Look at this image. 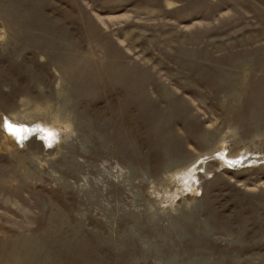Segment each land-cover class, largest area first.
I'll list each match as a JSON object with an SVG mask.
<instances>
[{"label":"rangeland","instance_id":"obj_1","mask_svg":"<svg viewBox=\"0 0 264 264\" xmlns=\"http://www.w3.org/2000/svg\"><path fill=\"white\" fill-rule=\"evenodd\" d=\"M0 264H264V0H0Z\"/></svg>","mask_w":264,"mask_h":264},{"label":"bare ground","instance_id":"obj_2","mask_svg":"<svg viewBox=\"0 0 264 264\" xmlns=\"http://www.w3.org/2000/svg\"><path fill=\"white\" fill-rule=\"evenodd\" d=\"M5 121H7L8 124H11L13 126L12 127V130H9L7 124H5ZM5 121H4V131L6 132V134L8 135V137H10L14 142H16V144H21V142H24L28 138L34 137L36 135H38V136H44V134H45L46 136H48V134L46 132H49V130L46 131V130H44V128H40L38 126H33V125H28V124L17 123V122H14L13 120H10L9 118H6ZM16 124H20V125H16ZM9 131H10V134H9ZM218 160H219V162L221 164H226L228 166L237 167V166L240 165V164H237L239 162L233 163L232 160L229 161V160L225 159L223 157V155L221 157H219ZM174 176L176 178V175H174ZM176 180H177V178H176Z\"/></svg>","mask_w":264,"mask_h":264},{"label":"snow or ice","instance_id":"obj_3","mask_svg":"<svg viewBox=\"0 0 264 264\" xmlns=\"http://www.w3.org/2000/svg\"><path fill=\"white\" fill-rule=\"evenodd\" d=\"M5 124H7V126H8V128H9V130H12V125L11 124H8V122L7 121H5Z\"/></svg>","mask_w":264,"mask_h":264}]
</instances>
